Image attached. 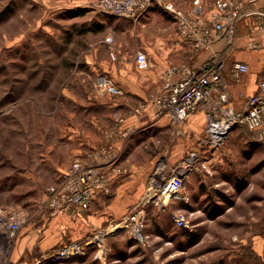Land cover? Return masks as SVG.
Here are the masks:
<instances>
[{"label": "rangeland", "instance_id": "obj_1", "mask_svg": "<svg viewBox=\"0 0 264 264\" xmlns=\"http://www.w3.org/2000/svg\"><path fill=\"white\" fill-rule=\"evenodd\" d=\"M89 1L0 0V203L23 196L31 183L28 195H41L57 170L71 165L76 100L105 88L99 66L124 61L140 41L142 24L103 14ZM231 132L235 141L228 150L226 139L221 157L234 160L233 175L215 192L191 203L182 176V194L171 196L172 205L151 206L139 235L118 225L101 254L89 247L83 258L55 262L264 264V142L243 126ZM174 212L184 214L186 226L175 225Z\"/></svg>", "mask_w": 264, "mask_h": 264}, {"label": "crops", "instance_id": "obj_2", "mask_svg": "<svg viewBox=\"0 0 264 264\" xmlns=\"http://www.w3.org/2000/svg\"><path fill=\"white\" fill-rule=\"evenodd\" d=\"M170 1L185 13L206 20L211 16L213 0ZM240 1L243 17L234 28L232 43L220 39L200 51L188 44L178 32L173 16L158 4L138 21L123 19L144 26L138 35L139 43L129 46L124 61L99 66L106 73L99 85L117 84L122 93L110 94L101 87L80 96L74 105L73 128L74 158L79 156L104 165L105 160L117 156L116 167L121 174L115 175L108 194L98 196L87 211L78 215L47 217L42 206L45 191L28 195L34 191L32 183L22 192L23 196L16 194V198L0 203V264H59L50 259L51 251L69 241L88 242L96 234L105 245L106 235L113 233L115 226L124 225L136 205L142 206L147 219L151 206L172 205L171 196L161 202L159 189L173 174L184 177V197L187 201L191 198V203L195 196L204 199L209 189L215 192L231 179L234 160H224L221 155L235 141L231 131L237 126L230 129L222 146L213 149L206 133L205 104L178 123L168 114L156 117L148 100L159 91L171 66L198 67L221 52L225 58L224 90L228 94L222 103L233 111L245 108L248 97L264 78V0ZM137 47L147 57L143 69L135 65ZM235 62L248 66L242 79L231 77ZM227 138L230 142L226 146ZM108 142L111 149L107 148ZM61 172L62 169L57 170L50 184L58 180ZM23 176L32 181L35 174ZM183 187L174 195L180 196ZM15 219L20 225L12 236L8 225Z\"/></svg>", "mask_w": 264, "mask_h": 264}, {"label": "built area", "instance_id": "obj_3", "mask_svg": "<svg viewBox=\"0 0 264 264\" xmlns=\"http://www.w3.org/2000/svg\"><path fill=\"white\" fill-rule=\"evenodd\" d=\"M158 4L169 12L176 22L178 32L195 50L209 48L214 42L225 39L232 43L234 28L243 17V5L240 0H213L209 20L202 19L176 9L170 0H90L86 6L95 8L103 14L117 18L138 21L153 5ZM113 44L114 38H105ZM223 52V51H222ZM110 55L115 58V51ZM137 69H143L147 64L144 51L137 50L134 57ZM224 55L216 53L198 67L189 64L171 66L168 75L159 91L149 98L156 117L168 114L174 122H183L200 104L207 107L206 133L209 146L217 149L222 146L228 132L235 126H243L251 137L264 142V78L257 83L256 91L248 97L246 106L240 111H233L225 106L228 94L225 92L223 70ZM244 62H235L233 76L247 72ZM104 90L110 94H121V88L108 83ZM216 95V103L213 99ZM112 144H107L111 149ZM104 165L95 164V160L74 158L71 165L62 171L56 182L45 190L42 206L47 217L59 214L78 215L87 211L90 204L98 196L108 194L115 180V175L121 174L116 167L117 156L105 160ZM183 187L181 174H173L160 192L159 199H165L178 194ZM177 227L186 226L184 214H172ZM146 216L140 205H136L127 215L124 225L133 235H139L145 227ZM20 222L15 219L8 225L10 235H15ZM101 236L96 234L88 242L69 241L51 251L50 259L60 261L73 256L83 255L89 247H98L97 255L104 252Z\"/></svg>", "mask_w": 264, "mask_h": 264}, {"label": "trees", "instance_id": "obj_4", "mask_svg": "<svg viewBox=\"0 0 264 264\" xmlns=\"http://www.w3.org/2000/svg\"><path fill=\"white\" fill-rule=\"evenodd\" d=\"M116 18H117V17H116ZM237 186H239V185H237ZM90 248L94 249L95 247H94V248H93V247H90ZM90 248H88L87 251H89ZM87 251H86V252H87ZM87 253H88V252H87ZM85 255H86V253L83 254V255H78V256H73V257H80V258H83Z\"/></svg>", "mask_w": 264, "mask_h": 264}]
</instances>
